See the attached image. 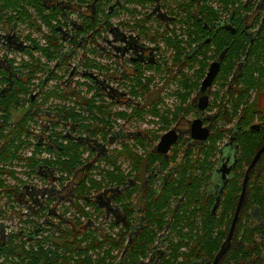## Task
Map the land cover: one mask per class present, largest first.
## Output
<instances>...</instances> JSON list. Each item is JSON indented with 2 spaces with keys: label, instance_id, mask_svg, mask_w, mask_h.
<instances>
[{
  "label": "trees",
  "instance_id": "obj_1",
  "mask_svg": "<svg viewBox=\"0 0 264 264\" xmlns=\"http://www.w3.org/2000/svg\"><path fill=\"white\" fill-rule=\"evenodd\" d=\"M98 1L102 4L107 0ZM210 1L217 2L224 6L225 11L232 12L228 18V22H233L238 32L234 34L225 28H219V25L221 26V23L218 22L220 18L219 11L215 10L206 0H191V7L189 6L190 8L186 9L188 11L186 16L183 18L179 16L178 23L187 24L190 27L189 30H191L192 38L193 36L196 38L190 41L189 44L198 41L200 42L198 46L204 44L205 51H202V53L205 52L206 57L204 61L200 62L201 68L198 73H195V80L187 79L182 83L183 96H180L181 103L176 107L175 113H173L174 120L178 121L180 116L187 115L191 111L192 105L188 103V99H192L195 90L199 88L200 81L206 73L208 63L224 55L222 57L224 58V63L219 80L222 82L223 89L230 86L229 92L231 93L228 94L230 97L226 105H218V97H216V103L213 104V109L217 107L219 114L215 122V128L216 126L217 128L211 137L210 143L202 148V152L197 159L194 158L193 153L189 150V153L185 156V163L182 165L181 160L172 169V171H178L177 176L180 178L177 176L173 178L174 174L170 175L160 190H157L160 193L159 195L157 194V197L160 196L158 199L155 197V191L151 190L150 195L147 196L146 208L141 210L144 221H134L133 224H127L115 237L110 234L103 236V233L95 229L86 231L83 228L80 233L82 235L79 241L80 248L78 247L73 250L69 257L64 258V262H70L72 253L77 250V253L83 257H80V260L77 261L78 264H94V262L97 264H107V257L114 264L116 263L115 261H117L116 264H141V259H145L149 255L157 239L161 238V241L164 239V241H167L171 245L173 253L170 258H163L160 264H190L193 259L197 261L194 264H213L221 250L226 249L218 264H264V153L249 175L246 195L234 235L229 246L226 243L238 207L246 171L258 151L264 147V22L261 15L256 14L254 16L255 24L249 27H254L255 29L258 26L261 30L253 40L254 44H251L250 36L244 31L242 33L239 30L248 25L244 24L245 21L242 18V14L252 12L255 9V5L243 0ZM263 1L259 4V9L264 3ZM24 2L26 0H0V12L9 6L12 10L17 11L16 15L10 17L11 19L22 23L28 21V25L33 27V24L31 25L32 20L23 6ZM28 2L35 3L38 11L45 10L44 0H38L40 5L36 3V0H28ZM100 7L99 4L97 8L99 12H101ZM193 7H196L194 12ZM50 10L52 13L47 15L49 20L46 18L48 22L44 21L52 28L53 32H57L56 26L50 24L52 21H57L58 24L57 17L63 10L57 7ZM227 15L229 14L227 13ZM87 22H89L86 25L88 30L95 27L94 24H91L92 21L89 20ZM206 26L210 30H207ZM40 29L41 26L37 30L40 31ZM207 38L211 40L209 44H206ZM163 39L168 45L176 46L179 53L185 52L180 40L166 37ZM56 44V42H52L53 47ZM249 46L250 51L247 49ZM37 51H42V56H45V48L40 47ZM210 52L213 55L208 58L207 54ZM53 54L51 53L49 57L53 58ZM41 61L32 59V62H29L24 67V69H28L29 71L26 74L19 73L17 78L11 77L5 71H0V76L6 75L0 79V82H7L8 84L0 93V188L5 189V191L11 188L13 194L17 189L15 185L27 183L23 182L19 177V172L14 170L15 163L20 165L21 162L25 161L26 169H29L31 174L35 173L38 177L45 178V182L52 180L51 175L40 176L41 174H38L36 170L39 171L40 165H47V168H52L53 174L55 171L61 173L60 180L62 182L68 181L70 177L71 187L74 186L75 190H70L68 197L74 198L77 195L82 197L86 205H90L95 209L98 217H103L105 210H103L102 207L104 206L99 203V200L107 193L114 194L121 190H112V188L101 190V186L99 185L101 183L95 182L92 179H89L90 188H88L85 184L88 177L87 179L78 180L79 183L76 184V176L79 173L78 167L85 166V163L82 162V150L89 149L86 147V143L81 144L82 140H78L80 136L77 135L87 133L89 134V138L94 137L97 144L100 143L102 145L99 138L100 135L104 138L106 137L105 134H109L104 131L109 126H112L111 118L120 117L129 120L135 115L145 116L144 111L146 110L140 105L139 108L133 109L132 114L114 112L112 108L116 103L106 102L104 98L105 94L100 89H98L95 98H84L81 102L78 99L73 100L69 98L70 102L73 103L72 108L68 110L66 108L64 110L63 108V110L61 109L63 114H56V117L59 115L58 118L67 124L66 126L69 125L67 129L69 135L63 136V140L67 142L66 145L58 143L59 139L57 137L60 134L56 133V129L60 122H55L52 124V127L56 126V129H53L51 137L56 139L57 146L50 144L51 146L47 148L43 147L45 151L57 154L58 159L56 161H41L36 159L37 152L42 150L41 147L36 149L34 157H26L23 155L24 147L31 145L28 140L23 139V136L26 135L28 137V135H31L30 121H32V124L37 123L40 116L45 114L39 115V107L45 104V101L48 99L44 97L41 102H32L30 97H27V94H30L29 89L32 87L31 81L35 79V73L39 71L42 65ZM240 63L242 64L241 66L238 65ZM235 69L236 72L234 73L232 83L236 82L237 84L236 87H232V83L229 84L228 74ZM255 92L258 96L256 100L252 101V96ZM64 99L67 100V98ZM222 101L224 102V100ZM227 105L230 107H227ZM15 109L24 110L17 125L12 124ZM154 111L157 110L154 109L150 113H154ZM237 119L238 122L236 121ZM256 119H258L262 127L260 132H252L250 130ZM163 120L166 125L169 124V121L165 118ZM220 122L223 123L222 126L219 125ZM229 124L233 126L227 129L226 127ZM170 127L171 125H168L167 129ZM70 134H75V136L72 138ZM226 134L236 137V143L239 147V151L237 152L238 165L234 169L235 171L224 188L223 193L220 195V204L216 212L213 213L215 199L214 197L210 198V195H212L211 186L215 173V165H213L210 158L215 154V150L219 151V148L215 146ZM88 142H90V139H88ZM125 152L129 156L127 158L131 157V161L136 164L139 173L143 168L142 161L147 160V162L154 164L160 162L166 168L171 160V158L170 160H166L164 156L158 154L155 151V146L152 148V154L148 155L145 159L139 155H130L132 153L128 149ZM91 153L95 152L91 151ZM94 155V161H98L99 157H102L100 153L98 155L95 153ZM176 158L177 156L175 155L172 160ZM208 171L211 173H208ZM26 173L28 172L26 171ZM63 173H67L69 177L63 175ZM14 176L17 178L16 180ZM8 177L16 182L14 186L6 183V178ZM71 177L75 178L71 179ZM109 177L114 180L119 179L118 174H115V172L109 173ZM126 178L121 176L120 180H118V185H121V182ZM136 180L138 179L134 178L133 182ZM201 185L207 191L201 188ZM95 187L98 188L96 190L97 193L92 196L91 190L95 189ZM135 192V189L129 190L116 199L117 202L122 203L121 206L123 205L126 216H129L133 210L132 198ZM171 205H174V207H171ZM40 212L42 211L39 209L34 212L30 211L29 216L37 215ZM80 213L86 219H92V213L85 211L84 206L80 209ZM20 216L23 215L20 214ZM169 216L173 219L168 220ZM82 224L84 222L78 223L80 228ZM37 226L38 224L34 227ZM115 226L116 222L112 221V228ZM38 230H35V233ZM166 230H169V236L167 235L166 238L163 235L159 236L161 232ZM37 237L38 233L35 239L28 237L29 240L22 244L12 242L10 245L6 243V245L0 248V255L7 257L19 256L21 261L30 259L31 262L28 264H45V251L38 241L40 237L39 239ZM172 237L176 242L171 239ZM22 238L23 234L18 233L16 239ZM35 240L37 242V250L30 244L32 243L31 241ZM27 243L30 244V247L26 250L24 245ZM105 247H108V249L103 250ZM69 248L72 249L74 247L71 245ZM183 248L188 252L181 253L180 250ZM115 251H117L116 254ZM180 257H183V262L178 261ZM172 258L174 260L171 262Z\"/></svg>",
  "mask_w": 264,
  "mask_h": 264
},
{
  "label": "flooded vegetation",
  "instance_id": "obj_2",
  "mask_svg": "<svg viewBox=\"0 0 264 264\" xmlns=\"http://www.w3.org/2000/svg\"><path fill=\"white\" fill-rule=\"evenodd\" d=\"M44 1H45L46 21H47L46 18H48L46 12L51 11L50 10L51 8L57 7L62 9L63 11L61 12V14L63 13V15L61 16L60 14L57 17L58 24L57 21H54L57 32H53L52 28L49 25H47L48 21L45 22V34H43V37L45 35L44 38L45 64L43 61L42 65H48L51 62L58 61V58L54 54H53L54 56L53 58L49 57L51 53H55L53 51L58 48V47L53 48L52 51L49 50L53 47L52 46L53 40L50 39L52 34H57L58 32H61V34L63 35L62 38L63 43L66 40L68 43L71 42L73 44V45H68L72 48V51L70 53L66 52L68 50L66 48L62 50V53L60 55V60L58 61L59 64L63 63V61L70 62L71 60H74V58L78 54L77 51L82 50V53L80 55L81 57L78 59L77 62L78 64L77 65L78 68H76L77 70L73 71L72 68L67 74H64V76H62L59 75L58 72H61L64 66L63 64L62 67H59L55 70V72H57L55 74H53V71L43 68L44 72L47 74V79L45 80L44 83L45 95L47 94V98H50V96H52L58 102H61L60 99H63V96L59 92V89L63 85L59 86V84H65L67 88H71L70 84L72 82H70L69 79L66 82H63L65 77L70 75V78H78V80L75 81V85L79 87V90L77 92L76 91L73 92H75L78 95L79 102H81L82 99L84 98L94 97V95L90 93L92 92L91 89H94L96 91L100 89L105 94V98L107 97L111 99L108 101L109 103L111 102L116 103L112 108L113 111L118 113H123L124 110L129 106L131 100H133V98L136 97V94L138 96H150L155 94L156 95L155 99L158 104V108H156V110L161 111L163 92H167L170 90L177 91L178 88L183 89L182 83L184 81H186L187 79L194 80L192 75H190V73L187 70H184L182 66H185L186 68L194 72L193 69H195V66L193 63L195 62L193 61L200 60L199 62L196 63V65L198 64L196 68H199L200 70L201 68L199 67L201 66L200 62L202 60L204 61L206 57L205 52L202 53V51H205L203 46L204 44L202 46H198L200 44L199 41L191 42V44H189V42L195 40L196 37L193 36L192 38L191 30H189L190 27L187 26V24L178 23L179 16L182 18L186 16L188 12L186 9L190 6L191 0H180L181 2L179 3H177V0H120L121 7H117L116 9L113 10H110V7L115 5L117 0H110V2L109 0H107L104 6L100 7V10H104L107 13V18L102 21L99 20L100 12L97 11L98 5L101 4L98 0H76V2L67 1V0H44ZM262 1L263 0L244 1L255 5V9L252 12L242 14V18H244L245 21L244 24L246 25L248 24V25L246 27L245 26L242 27L239 30L242 33L244 31L250 36L251 44H254L253 40L257 35V33L261 30V28L258 26L255 27V29L254 27L253 28L249 27L255 24L254 16L256 14L261 15L262 20L264 22V3L260 6V9L258 8L259 4ZM206 2L209 3L215 10L219 11L220 18L218 22L221 23V26L219 25V28H225L226 30L230 29L229 31H231L234 34L238 32V29L237 27L234 26L233 22L232 23L228 22V18L232 13L231 11L230 12L225 11L224 6L220 5L217 2H211L210 0H206ZM83 7H86L87 11L83 10L84 9ZM256 7L258 10L256 9ZM192 9L194 12L196 10V7H193ZM121 13H123V16L124 15L127 16V19L125 20L120 19L121 20L120 21L119 18L121 16ZM227 13L229 15H227V17H224ZM27 14L30 17V19H32V13L27 11ZM10 17L11 16H9L10 20L5 22L9 23L10 25L14 24V28H12L9 25L8 29L4 28V30L6 31L5 34L0 33V51L2 49L3 52H5L2 56L0 55V71H5L11 77L17 78L21 71H23V73L26 74L29 70L24 69L25 65L21 64L22 67L21 71H16L13 67L14 61H11L9 59L8 51L14 54L17 53L19 55L21 54L29 55L31 51L42 55V51H37L40 48V45L38 44V41L34 39V36L32 34L33 31H38V30L35 29V27L26 24V28H28V34L26 36H23L22 34H19V31H17L18 28L17 24ZM113 18L118 19L117 20L118 22L116 24L112 22ZM89 20L92 21L91 24H94L95 27L89 28L88 30L86 28V25L89 23L87 22ZM151 22H154L155 25H152ZM170 24L174 26L177 25V27L181 25L182 27L180 28V31H177L175 28L173 31ZM82 26H84L85 29ZM162 26H166V27L163 30H161ZM66 27L68 28V30L65 29ZM205 28L207 30H210L208 26H206ZM41 31H42V27L39 32ZM164 37L173 40L175 39L180 40L182 42L181 44L182 47H184L185 49V52L182 54L179 53L176 46H170L168 45L167 42L164 41L163 39ZM156 40L157 42H155ZM99 41L106 42L109 48L107 49L105 46L99 43ZM210 41L211 40L207 38L206 44H209ZM41 47L43 48V46ZM249 48L250 46L247 47V49L250 51ZM87 52H88V57L86 58ZM105 52H107L108 53L107 56L111 57L112 59L109 60L108 58L109 61L101 66L95 62L94 58L98 57L97 53L103 55ZM212 55H213L212 52L207 54L208 58ZM223 56H221L219 59L216 58L217 60L216 59L211 60L210 62L208 60L209 63L206 69V73L200 81L199 88L195 91L194 95L192 96V99H188V103L192 105L191 111L187 115L180 116L178 121L174 120V114H173L175 113L176 108L174 110L173 109L170 110V112H167L168 113L167 115L170 114L169 118H172V120H170L168 124L169 126L172 125L169 129H167L168 125L166 126L164 125L165 122L162 118L161 122H163L162 124L165 127L161 128L163 134H161V136L157 140V144L155 145V151L157 146L161 142L163 135L167 134L173 129L174 131H176L178 135L177 142L171 146L167 154L163 155L157 152L158 154L164 156L166 160H170L171 158L168 166L164 168V166L161 165L160 162H157L152 166L143 167L144 174L139 176L138 180L133 182L134 180L133 177H127L125 180L121 182V185L117 184V186L112 187V190H121V191L115 192L114 194L107 193L102 199L99 200V203L102 206H104L102 207L103 210H105L103 217L101 216V220H102L101 225L103 226L108 225L107 229H103L101 225L95 224L93 219H86L85 217L81 216L80 209H82V206H85L82 201H76L78 202V204H76L75 202L74 206L66 207L65 202L67 200L70 202L69 204L74 203V198L76 196L73 198V197H68V195L70 190L72 191L75 190V187L74 186L71 187L72 184L70 183V177L68 176L67 173H63V175L69 177V180L66 181L68 182V184L60 180L61 173L59 171H55L53 174L52 168L49 167L47 168V165H43V166L40 165L38 168L39 171H37L38 174H41L40 176H45L46 174H49L52 177V180L45 182L44 185L45 189H36L37 186L33 185L32 183H26L24 185H20L13 192L12 199H10L11 205L16 206L17 204H19L20 206H23L22 208L24 210L25 209L28 210L29 214L30 211L34 212L37 211L38 209L44 213L41 222L37 223L38 226L32 228V230H30L29 232L31 231L33 232L37 228H40L37 231L38 233L37 239H39L40 237L39 232L42 231V227H43V225L41 224L45 223V260H44L45 264H78L77 261L80 260L81 256L77 253V250L74 251V253H72V259L70 262L68 263L64 262V258L69 257L71 252L79 247L80 239L77 236L81 233L83 228L86 231H88L89 229L92 230L95 229L98 232L103 233V236L110 234L115 237V235L113 234V230L120 231L122 228H125L127 224L129 225L133 224L134 221L135 222L144 221L141 210L143 208H146L147 196L150 195L151 190L155 191L154 192L155 197L158 199L160 196L157 197V194L159 195L160 193H158L157 190L158 191L160 190V188L164 185L165 181H167V178L170 177V175L174 174L173 178L177 176L178 171L177 172L172 171V169L176 166V164L180 163L181 160H182V165L185 163V156L187 153H189V150H191V152L193 153L194 158L197 159V157L202 152V148H204L210 143L211 137L213 136L214 131L217 128V126L215 128V122L217 120V115L219 114L217 107H214L213 109V104L216 103V97H218L219 99L217 102L218 105L227 104L230 97V95L228 94L231 93L229 92L230 86H227L225 91L226 93H223V85L222 82L219 80L224 63V58H222ZM220 60H221L220 71L216 79L213 81L212 86L205 94L208 96V104L204 108V110H201L199 107L200 99L204 97V95L201 92L202 82L205 80L207 74L209 73L210 66L212 65V63ZM70 63L68 64V66L71 67ZM115 64H116V68L113 69L112 67ZM238 65L241 66L242 64L240 63ZM92 67H101L102 70L99 71L96 69H91ZM41 68L42 66H40L39 71L36 73H41ZM149 71H152V73H149L147 75L143 74L144 72H149ZM235 72L236 69L234 71L232 70L228 74L229 84L233 82L232 79L234 77ZM193 75L195 76V74ZM5 76L6 75L3 74L0 77L3 78ZM49 78L50 81L51 79H54V81L57 82L56 84H58L56 86H53L52 90L48 88L50 82L48 81ZM34 81L35 79L32 80L31 82L33 83ZM177 82H179L178 85L176 84ZM44 84L41 86L42 88ZM236 84H237L236 82L232 83V87L234 86L236 87ZM7 85H8L7 82L4 83V87H6ZM83 88L85 89L82 90ZM0 89H2L1 82H0ZM30 90L31 88L29 89V92ZM225 95H227L226 102H225L226 99ZM257 96L258 95L256 92L253 93L252 101L256 100ZM65 98L69 100L70 97L66 96ZM30 99L34 101L32 96H30ZM222 100H224V102ZM47 103L48 100L45 101V105ZM51 103L52 101L49 102V105H51ZM227 107L230 106L227 105ZM192 114L194 118L187 117ZM45 115L51 117V114L49 112L45 113ZM145 116H143V118H140L141 121L142 120L145 121L147 119L148 115L145 114ZM20 118L21 116L18 117L16 122L14 123L12 122V124L17 125V122H19ZM197 119H199L202 122L203 128L210 129L209 137L206 142H202L200 140L195 141L191 139V124L194 120ZM126 121L127 120H124V122ZM236 121L238 122V119ZM222 124L223 123L220 122L219 125L222 126ZM66 125L67 124L65 123H61L59 125L63 128L65 134H62L59 131L60 135H58L57 137L59 139L58 143L64 145H66L67 142L63 140V136L69 135L67 131L69 125L68 126ZM232 126H233L232 124H229L226 128L230 129ZM252 127H255V129L252 130V132H260L262 128L260 122H258V119L255 120V123L250 127V129ZM110 130L111 128L108 127L105 129L104 132L107 133ZM141 130L142 129L139 128H136V130L123 129L122 131L124 132V134H122L121 136L118 135L113 136V138L109 140L110 144L122 138L126 139L129 136H131L132 138H138L140 136H143ZM30 132L32 133L31 136L34 137L35 143L30 141L26 135L24 139L28 140V142H30L29 144L35 147L34 150L35 152L37 148L42 146H45V148L51 146L50 144L57 146L56 139H55V143L51 142L50 138L48 139L50 140V142L45 140L47 139V137L45 138L46 135L45 131H41L37 133L30 130ZM74 136L75 134L73 135L70 134V137L73 138ZM77 136H80L79 138L78 137L77 138L78 140H82L81 144L86 143V147L89 148L90 150L89 153H91V151H94L96 155L100 153V156H105L109 153V148L106 143H102V145H100V143L97 144L95 138L94 137L89 138V134L87 133L80 134ZM100 137L102 138L103 136L100 135ZM88 139H90V142L87 143ZM133 142H134L133 145H136L137 141H133ZM110 146L112 147V149H110L112 153H114L115 149H118V147H115L113 145ZM42 150L44 149L42 148ZM82 151L84 152L88 150L83 149ZM238 151H239V147L237 146L236 143V137L234 135L229 136L228 134H226V136L223 138V143H221V145L219 146L218 161L220 164L217 165V167L215 166V173L213 176L212 186H211L212 195H210V198L214 197L215 204L218 199L220 204V198H221L220 195L223 193L224 188L227 185L226 184L225 186H223V180H222L223 175L221 172L217 173V171L221 167H224V165L226 164H227L226 169H228V167H232L231 172L227 173L226 175L227 183H228L229 179L231 178V176L235 171L234 169L238 165L237 162ZM47 153L53 154V158L58 159L57 154L51 152H47ZM175 155L177 156V158L172 160L173 156ZM31 157H34V153L32 154ZM49 158L52 159L51 156H49ZM39 160H44V159H39ZM47 160L49 159L45 158V161ZM92 160H95V157L92 158ZM92 160L87 161L85 159H82V162H84L85 166H87L88 163L91 162ZM95 163L96 161H94V164ZM85 166L78 167L79 173L77 176H79V178H77L76 176V180H75L76 184L79 183L78 180H83L87 177L86 169L88 168V166L87 167ZM249 175H248V179H249ZM73 178L75 177H71V179ZM215 178L216 181L218 178V182H219L218 184L215 183ZM244 180H243V185H244ZM132 189L136 190L132 198L133 201L132 207L134 211L132 210L130 215L126 216L123 209V205L121 206V203L117 202L116 199ZM242 192H243V187H242ZM245 195H246V191H245ZM171 207H174V205H171ZM91 213L94 216L98 215L95 213V210H92ZM20 214L23 215L22 217L28 215V214L24 215L23 213ZM51 218H53V221L50 220ZM172 219L173 218L171 216L168 217V220H172ZM25 220L27 221L28 219ZM112 221L116 222V226L114 228H112ZM79 222H84L81 228L78 225ZM48 226H50L49 229H52V231H54L58 237L46 235L47 233L46 228ZM7 227L8 225H6L4 222L0 223V248L6 245V243L11 245L12 242L16 241L18 232L13 230V228H9V227L7 228ZM92 227H94V229ZM19 229L25 230L26 228L19 227ZM168 233L169 230H166L164 232H161L159 236L162 234L163 237L166 238ZM36 234L33 235L31 238L35 239ZM20 237H22V235H20ZM23 238L29 240L28 237L23 236ZM160 239L159 240L157 239L155 245L152 247L151 251L149 252V255L145 259H141V264H160L163 258L171 257L173 253V249L171 248V245L168 244L167 241H164V239L162 241ZM171 239H173V241L176 242L173 237ZM71 245L74 248L70 249L69 246ZM107 249L108 247H105L103 250H107ZM180 252L185 253L188 251L185 248H183L180 250ZM116 253L117 251H115V254ZM1 257L2 256L0 255V258ZM12 258L14 259V261H18L19 264H28L29 262H31L30 259L21 261V259H19V256H14ZM173 260L174 259L172 258L171 262ZM178 261L183 262L184 261L183 257H180ZM195 262H197L196 259H193L190 264L192 263L194 264ZM106 263L113 264L114 262H112V260H110L107 257ZM94 264L97 263L94 262Z\"/></svg>",
  "mask_w": 264,
  "mask_h": 264
},
{
  "label": "rangeland",
  "instance_id": "obj_3",
  "mask_svg": "<svg viewBox=\"0 0 264 264\" xmlns=\"http://www.w3.org/2000/svg\"><path fill=\"white\" fill-rule=\"evenodd\" d=\"M67 1L76 2V0H67ZM105 2L106 1H104L102 4H100V6L103 7ZM179 2H181V1L177 0V3H179ZM36 3L38 5H40V2H38V0H36ZM23 6L26 8L27 11L32 13L31 25L33 24V27H35V29H38L40 26L42 27L41 32L33 31L32 34L34 36V39H36L38 41V44L40 45V47L43 46V48H45V41H44V37H43V34H45V21H44L45 20V10L38 11L35 3H29L28 0H26V2L23 3ZM83 8H84L83 10L87 11L86 7H83ZM46 13H47V15H50L52 12L49 11ZM16 14H17V11L12 10V8H10L9 6L1 10V12H0V33L5 34L6 31L4 30V28L8 29V26L10 25L9 23H6L5 21L10 20L9 16H14ZM224 17H227V14ZM106 18H107V13L104 10H101L100 15H99V20L102 21ZM120 19L125 20V19H127V16H125V15L123 16V13H121L119 20ZM117 20L118 19L113 18L112 22L114 24H116L118 22ZM13 21L17 24V27H18L17 31H19V34L26 36L28 34V28H26V24H28V21L26 20L27 21L26 23H22V22H19L16 20H13ZM151 24L155 25L154 22H151ZM50 25H55L54 21H52ZM10 26L12 28H14V24H11ZM170 26H171L173 31H174V28L177 31H180V28L182 27L181 25H179L177 27V25L174 26L172 24H170ZM165 27L166 26H162L161 30H163ZM65 29L68 30L67 27ZM173 31H172V33H173ZM57 35H59V36H57ZM62 38H63V35L61 34V32H58L57 34H52V36L50 37V39L53 40V42H56L57 44L49 50L52 51L53 48L58 47L57 49H55L53 51V52H55L54 55H56V57L58 58V61L60 60V55H61L63 49H65V48L68 49L66 51L68 53H70L72 51V48L68 45H73V44L71 42L68 43L66 40L63 43ZM99 43H101L107 49L109 48L107 46L106 42L99 41ZM4 53L5 52H3V50L1 49L0 55L2 56ZM8 53H9L8 54L9 59L11 61H14L13 67L16 71H21V69H22L21 64L27 65L29 62H32V59L40 60V61L42 60L41 63L44 61V64H45V56H42V55H40L36 52H33V51L30 52L31 55L30 54L29 55H27V54L19 55L17 53L14 54V53L9 52V51H8ZM77 53H76L77 56L74 58V60L70 61L71 63L63 61V63L59 64V62L57 61V62H51L48 65H41L42 66L41 73H35V81L32 83L33 87H31V90L29 92L30 94H27V97L32 96V98H34V101H32V102H36V101L41 102L42 99H44V97L47 98V96L45 95V84H44L43 88H41L43 82H45V80L47 79V74L44 72L43 68L49 69L50 71H53V74H55V73H57V72H55V70L59 67H62V64H63L64 66H63L61 72H58V74L64 76V74H67L70 71V69H72V68H73V71L77 70L76 69V68H78L77 62H78V59L81 57L80 55L82 53V50L77 51ZM97 54H98V57H95L94 60L96 63H98L101 66L112 59L111 57L107 56V54H108L107 52H105L103 55L100 53H97ZM87 57H88V52L86 54V58ZM12 58H14V59H12ZM108 58H109V60H108ZM199 61L200 60H197L196 62L193 61V62H195V63H193L195 66V69H193L194 72L189 70L185 66H182V68L184 70H187L190 73V75H192L194 80H195V76L193 74L198 73L199 68H196V66L198 65V64L196 65V63ZM69 63L71 64V67L68 66ZM199 67H201V66H199ZM112 68L115 69L116 64L113 65ZM91 69H96L99 71L102 70L101 67H92ZM20 73H23V71H21ZM149 73H152V71L144 72L143 74L147 75ZM23 74H25V73H23ZM62 78H64V77H62ZM68 79L70 82H72L70 84L71 88H67V86L65 84H59V86L63 85L59 89L60 94L63 96V99H60L61 102H58L56 99H54L52 96H50V98L47 99L48 103L46 105L43 104L42 106L39 107V111H40L39 115H41L42 113L49 112L51 114V117L45 116V114H43L40 116L39 121L37 123L32 124V121H30L31 124H29V127L31 126L30 128L33 132L38 133L41 131H45V134H46L45 138L47 137V139H45V140L49 141V142H50V140H48V139L50 138L51 142L55 143V139L53 137H51V134L53 132V129L54 128L56 129V126L53 128L52 124H54L55 122L64 123V121L62 119L58 118L59 115L56 117V114H63V111H62L63 108H64V110H65V108H66V110H68L69 108H72V106H73V103L70 102V100H65L64 98L66 96H68L73 100L78 99V95L75 92H73V91L77 92L79 90V87H77L75 85V81L78 80V78H70V75H68L65 77L63 82H66ZM48 81H50V78L48 79ZM56 83L57 82L54 81V79H51V81L49 82L48 88L52 90L53 86L58 85ZM176 84L178 85L179 82H177ZM1 88L2 89H0V91H2L4 88H6V87H4V83H1ZM84 89L85 88H83L82 90H84ZM91 90H92V92H90V93H92L94 95V98H95L97 96L98 90L97 91L94 89H91ZM225 91H226V87H225V89H223V93H226ZM57 94H58V92H57ZM74 95H76V96H74ZM162 95H163V99H162L161 111H154V113L149 114L151 111L158 108V104L155 100V98H156L155 94L150 95V96L135 97L133 100H131V102L129 103V106L124 110V112L126 114H132L133 109H137L140 107V105H142L144 107L143 109L146 110L144 112L146 115H148V117H147L148 120L146 119L145 121H143V120L141 121L140 118H143V116H136V115L131 117L126 122H124V120H126V118H120V117L115 118V119L111 118V122H112L111 125L112 126L111 127L109 126L111 128V130L107 132L109 134L106 135V137H104V138H101V137L99 138L101 143L107 144V146L109 148V153L106 156L99 157V160L96 161L95 164H94V160H92V158L95 157V155H94L95 153H93V154L89 153L90 152L89 149H87L88 151L83 152L82 159H85L87 161L92 160L91 162L88 163V165H87L88 168L86 169L88 179L86 177L87 180H86L85 184L88 188H90V180L89 179H92L95 182L101 183L99 185L101 186V190H103L106 188H112V187L117 186V184L119 182L118 180H120L121 176L133 177V178L138 179L139 176L144 174L143 168L141 169L140 173L138 172V170L136 168L137 167L136 164L133 161H131V159H130L131 157L127 158L129 156L125 151L128 149V151L130 153H132L130 155H133V156L139 155L143 159H145L148 155L152 154V148L157 144V140L161 136V134H163V131L161 128H164L166 126V124H164L165 126L162 124L163 123V122H161L162 118H165L167 121L172 120V118H169L170 114L167 115L168 114L167 112H170V110H172V109L174 110L181 103V97L180 96H183V89L178 88L177 91L176 90H170L167 92H163ZM109 100H111V99H109L107 97L105 98L106 102H108ZM226 100H227V95H226L225 102H226ZM50 101H52L51 105H49ZM148 111H150V112H148ZM23 113H24V110L15 109L12 122L13 123L16 122L18 117L21 116V114H23ZM164 114H165V116H164ZM187 117L194 118L193 114L189 115ZM133 118H134V120H132ZM145 118H146V116H145ZM60 123H59V125H60ZM49 124H51V125L49 126ZM46 127L48 129H46ZM136 128L142 129L141 132L143 133V136H140L138 138H132L131 136L128 135L129 136L128 138H126V139L122 138V139H119L118 141H115L112 144H110L109 140L111 138H113V136H115V135L121 136L122 134H124V132L122 131L123 129L136 130ZM56 130H57L56 133H59V131H60L62 134H65V131L63 130V128L61 126H57ZM131 133H133V132H131ZM110 136H112V137H110ZM24 138H25V135L23 136V139ZM145 138H147V139L145 140ZM28 139L30 141H32L33 143H35L33 136H31V135L28 136ZM133 141H137L136 145H133V143H134ZM138 141H141V142H138ZM221 143H223V139L218 141L215 147L219 148ZM110 145L118 147V149H115L114 153H112V151L110 150V149H112V147ZM43 147H45V146H42L41 148H43ZM24 148H23L24 149L23 155H25L26 157H31L32 154L34 153V156H35V151H34L35 147L34 146H29V147L25 146ZM180 155H181V152H180ZM49 156H51L52 159H50ZM45 158L52 160V161H56V159L53 158V154H49V153L45 152V149L37 152L36 159H44L45 160ZM44 160H41V161H44ZM210 160L212 161L213 165H215L216 167H217V165L220 164L218 161L219 160L218 151L215 150V154L212 156V158H210ZM141 163H142L143 167H147L148 165L151 166L154 164V163L147 162V160L142 161ZM25 164H26V162L24 161V162H21L20 165H17L16 163L14 165V170H16V172H19L18 174H20V176H19L20 179L23 182L32 183L33 185L37 186L36 189H45V187H44L45 178L38 177L35 173L31 174V171L29 169H26ZM87 166H85V167H87ZM26 171L28 173H26ZM36 172H37V170H36ZM112 172H115V174H118V177H119L118 180H114V179L109 177V173H112ZM208 173H211V172L208 171ZM178 178H180V177H178ZM14 179L16 180L17 178L14 176ZM6 183L11 185V186H14L16 184V182L13 179H11L10 177L6 178ZM66 183L68 184V182H66ZM215 183L216 184L219 183L218 178H217V181L215 178ZM20 185H21V183H20ZM20 185H15V186L18 188V186H20ZM16 187H15V189H16ZM91 188H92V186H91ZM201 188H204L205 191H207L203 185H201ZM97 189L98 188L95 187V189L91 190L92 196L96 195ZM10 194L12 195L11 188H9L8 191H5V189L0 188V223L4 222L6 225H8L9 228H13V230L17 231L20 234L26 233L27 237L32 239L30 236L35 235L36 233H35V231H33V232L32 231L29 232V231L32 230V228H34V226H36L37 223L41 222L42 217L44 216V213L40 212L37 215L34 213L35 214L34 216H29V211L26 209L24 210L22 208L23 206H20L19 204H17L16 206H13L10 204V199H12V196L10 197ZM76 201H82L84 203L85 211L91 212L92 210H95L92 206L86 205L84 200L82 199V197H79L78 195L74 198L73 204H69L70 202L67 200L65 202L66 207L74 206ZM76 204H78V202H76ZM20 213H23L24 215L28 214L27 215L29 217L28 220L27 221L25 220V219H27V216L22 217V216H20ZM36 216H38V217H36ZM91 218L94 220L95 224L101 225V221H102L101 217H98V215L94 216L92 214ZM50 220L53 221V218H51ZM41 225H43V227H42V231L39 232L40 239L38 241L40 242V245L43 247V249L45 251V223L44 224L42 223ZM101 226L103 227V229L108 228V225H105V226L101 225ZM19 227H24L26 229L25 230L19 229ZM49 227L50 226H48L46 228V231H47L46 235L58 237L57 234L54 231H52V229H49ZM92 228L94 229V227H92ZM37 229H40V228H37ZM118 232L119 231H117V230H113V234L115 236ZM77 237L81 240L82 235L79 234ZM26 241L27 240L25 238L16 239L15 244H22ZM31 242L32 243H30V244H32L35 247V250H37L38 247L36 244L37 243L36 240L31 241ZM30 244L27 243L24 245L26 250L29 249ZM0 264H19V262L14 261V259L12 257L2 256L0 258Z\"/></svg>",
  "mask_w": 264,
  "mask_h": 264
},
{
  "label": "water",
  "instance_id": "obj_4",
  "mask_svg": "<svg viewBox=\"0 0 264 264\" xmlns=\"http://www.w3.org/2000/svg\"><path fill=\"white\" fill-rule=\"evenodd\" d=\"M117 7H121L120 4V0H117L116 4L113 5L112 7H110V10L116 9ZM228 29V28H227ZM230 30V29H228ZM221 68V60L220 61H215L214 63H212V65L210 66V71L207 74L205 80L202 82L201 85V92L204 95V97H202L200 99V104L199 107L201 110H204V108L207 106L208 104V96L205 95L206 92H208L209 88L212 86L213 81L216 79L219 71ZM45 82H43L44 84ZM42 84V85H43ZM34 100V98H33ZM255 127H252L250 130H254ZM209 133H210V129L208 128H203L202 127V122L197 119L194 120L191 124V139L195 140V141H202V142H206L208 137H209ZM178 139V135L176 133V131H174V129L170 132H168L167 134L163 135L161 142L159 143V145L156 148V152L161 153L163 155L167 154L168 151L170 150L171 146L173 144H175L177 142ZM264 153V147L258 152V154L256 155V157L254 158L251 166L249 167L247 173H246V178L244 180V185H243V192L242 195L240 197V201L230 228V232L228 235V238L226 240L227 245L229 246L231 239L234 235V231L239 219V215H240V211L243 205V201H244V197H245V191H246V185L248 182V175L250 173V171L252 170V168L256 165V163L259 161L261 155ZM227 165V164H226ZM226 165H224V167H221L217 173L221 172L222 173V180H223V186H225L227 184V173H230L232 170V167H228V169H226ZM221 192V191H220ZM219 205V199L216 201L215 206L213 207V212L216 211L217 207ZM27 235V234H26ZM33 235H31L30 237H32ZM227 250V249H226ZM226 250H221V252L219 253V255L216 257L215 261L213 262V264H218L220 258L222 257V255L225 254Z\"/></svg>",
  "mask_w": 264,
  "mask_h": 264
},
{
  "label": "built area",
  "instance_id": "obj_5",
  "mask_svg": "<svg viewBox=\"0 0 264 264\" xmlns=\"http://www.w3.org/2000/svg\"><path fill=\"white\" fill-rule=\"evenodd\" d=\"M26 235V233L25 234H23V236H25Z\"/></svg>",
  "mask_w": 264,
  "mask_h": 264
}]
</instances>
